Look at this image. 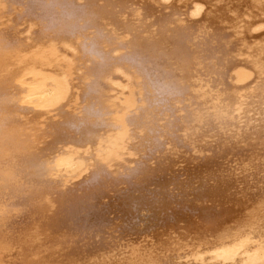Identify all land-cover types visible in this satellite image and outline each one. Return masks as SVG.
Segmentation results:
<instances>
[{
	"label": "bare ground",
	"instance_id": "obj_1",
	"mask_svg": "<svg viewBox=\"0 0 264 264\" xmlns=\"http://www.w3.org/2000/svg\"><path fill=\"white\" fill-rule=\"evenodd\" d=\"M0 264H264V0H0Z\"/></svg>",
	"mask_w": 264,
	"mask_h": 264
},
{
	"label": "rangeland",
	"instance_id": "obj_2",
	"mask_svg": "<svg viewBox=\"0 0 264 264\" xmlns=\"http://www.w3.org/2000/svg\"><path fill=\"white\" fill-rule=\"evenodd\" d=\"M23 55H24V57H25V55L27 56L26 58H30L29 57V55H27V54H24L23 53ZM30 56H35V55H32V54H30ZM36 56H38V57H36ZM35 57H33V59H38V58H40V61H41V59H42V63H43V61H45L43 58H41V56L39 57V55H36ZM23 56L21 55V58H22ZM32 57H31V59H32ZM21 58L19 59V60H21ZM26 58H22V60H24V59H26ZM47 63V62H46ZM42 65H45V64H42ZM32 66H34V65H32ZM32 66H30V69H32L33 67ZM37 67L39 66V65H36ZM13 67V66H12ZM44 67V66H43ZM41 65L39 66V70H38V68L36 69V67H34L36 70L34 71V68L32 69V70H30V71H28V69H27V71H26V69H25V71L26 72H22V75L20 76V78L18 79V81H20V83H22V84H24V86H31L32 88H33V86L35 87V88H37V89H39V90H42V92L41 93H39L38 95L37 94H34V93H32L33 95H32V98H38V97H40V96H50L51 94H53V90H52V88H51V86L49 85L48 86V82L49 81H51V83H53L54 81H53V78L51 77V75L48 73V71H44L43 69L45 68H43ZM40 68H43L42 70L40 69ZM24 70V69H23ZM22 70V71H23ZM32 71H34L33 73L35 74H33L32 73ZM37 71H39L40 73H37ZM31 76H34L33 78L31 77ZM29 77V78H28ZM37 79V80H40L41 82H42V84H40V85H33L32 83H30L31 81H24L25 80V78L26 79ZM39 78V79H38ZM41 78V79H40ZM28 83H30V85L28 84ZM48 87H50L49 89H48ZM47 89V90H46ZM22 104H26V105H28L29 104V102H22ZM32 105V104H31ZM43 105L42 104H40L39 106H37V107H42ZM114 114H110V117L107 119L106 118V116H105V118L107 119V121L106 122H110V118H114L115 116H113ZM111 126V127H110ZM107 128H110V130L108 129H106L105 128V130H106V132L108 131V133H105V131H103L102 130V132H100V135L101 134H103L104 135V133L106 134V135H108L110 132H111V134L110 135H113L112 133H114V132H112V130L114 131V129H113V127H112V125H108V127ZM115 128V127H114ZM112 129V130H111ZM117 130L118 129H115V132H117ZM105 136V135H104ZM97 143H96V145L98 146V144L99 145H101L98 141H96ZM101 142V141H100ZM90 146H92V145H90ZM94 146V145H93ZM65 147H66V145H65ZM67 147H69V146H67ZM66 147V148H67ZM87 147H89V145H87ZM87 147H84L85 149L87 148ZM237 240V242L238 241H242V239H236ZM236 240H234V241H236ZM259 240H261V239H251L250 241H248V243L249 244H253V243H255V242H258ZM232 242V243H236V242ZM245 244H246V242H245ZM216 246H218V244H216ZM223 246V245H222ZM252 251H250V252H248V254L247 255H249L250 253H251ZM201 255H206V254H201ZM207 256V255H206ZM241 256H242V254H241Z\"/></svg>",
	"mask_w": 264,
	"mask_h": 264
}]
</instances>
